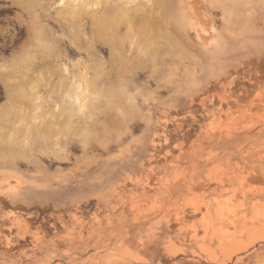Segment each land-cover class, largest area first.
<instances>
[{"label":"rangeland","instance_id":"1","mask_svg":"<svg viewBox=\"0 0 264 264\" xmlns=\"http://www.w3.org/2000/svg\"><path fill=\"white\" fill-rule=\"evenodd\" d=\"M152 7L149 17L134 14L136 28L139 20L158 25L151 20L128 61H111L96 44L98 99L112 105L110 118L89 108L73 117L69 135L61 117L52 135L34 136V151L18 153L4 151L26 137L8 131L17 120L3 108L8 93L33 80L35 95L48 74L36 69L29 81L25 54L13 62L26 43V17L0 0V18L11 15L0 19V39L11 43L0 55V157L19 166L0 168V264H264V0ZM43 43L34 45L38 57ZM52 64L60 74L61 62ZM28 99L22 103H35ZM55 129L58 152H41Z\"/></svg>","mask_w":264,"mask_h":264},{"label":"bare ground","instance_id":"2","mask_svg":"<svg viewBox=\"0 0 264 264\" xmlns=\"http://www.w3.org/2000/svg\"><path fill=\"white\" fill-rule=\"evenodd\" d=\"M2 1L4 2V0ZM8 2H10L14 7H19L26 17L24 24L26 27L25 44H27L28 49L21 52H15V54L12 55L14 63L16 65H21L20 60L22 55L25 54L24 64L30 75L29 81L32 80L31 78L33 71L36 69L44 71L48 75L45 77L47 85H44L40 92L37 90L35 95H33L34 93H30L37 86L33 84V80L30 82V86L28 88L23 87L17 89L16 91L14 89L12 91L13 93L8 94V105H5L6 107L3 108L10 109L11 113L9 117L12 116L17 119L9 123L11 124V127H9L8 131L10 134L17 136H22V134L25 133L26 137H24L25 139L19 138L21 139L20 141L15 140L11 144L9 143L10 145L8 147L4 146V151L14 148L18 153H21L22 146L34 151V136L38 134L39 131L44 129L47 130L48 136L52 135V128H55L56 125L61 124V117L69 121L66 129H68V133L70 135L73 131V117L84 116L87 114L89 108L95 111L94 112L90 109L91 112H93L91 114L92 116L96 112H100L104 115H108L107 117L110 118L112 105L110 102H104L98 99V97L101 96L100 94H102L101 92H103L99 86L98 80L104 75V70L101 64L95 62L94 53L96 52H94V50L96 44L105 46L111 61L116 60L120 63L128 61L131 56L135 55V53L139 51L138 46L140 45V42L147 41V29L152 28L150 24L156 21L155 25H158L156 18H154V21L153 19H147L149 22L139 20L140 26L136 28V18L134 14L139 10H142L144 13L143 16L149 17L150 15H154V10L152 7L153 0H141L139 5L135 8L132 7L133 5L131 6V3L127 2L126 0H8ZM144 8H147L148 10H144ZM47 11L52 12L53 15H50ZM46 12L52 17V26L48 23V18L50 16L48 15V17ZM164 15L165 17L167 16L166 13L163 14V17ZM16 19L18 22H20V19H22L21 15H17ZM64 32L65 34H63ZM194 32L197 39H201V37L204 36L199 35L201 33L198 29H196ZM61 39H63L64 44L60 43ZM36 41L44 42L42 44L43 54L39 57L36 54V49H34ZM147 48L148 44L147 47H145V50ZM80 52L84 54L85 58L81 60L73 59V53ZM53 60H58V62H61L60 74H57L56 71H53L56 67V65L54 66L52 64ZM104 64L107 65L106 62ZM152 67H154V64ZM27 97L31 99L30 102L35 101V103L23 104V99H28ZM136 101L134 102L136 103ZM38 113L39 115L44 114V116L52 118V121L40 123L39 116L37 115ZM98 114L99 113L95 114L94 116L98 117ZM28 119L32 121L30 123H26ZM2 129V134L4 135V126H2ZM56 129L54 130L57 133L56 140L53 139L54 141L50 142L49 139L51 137H48V143L45 140L42 142L40 141L41 152L48 153L49 149H52L54 152H58L57 141L59 140L58 137H60L62 133L60 130V132L56 131ZM14 138L17 139V137ZM20 143L22 144L21 146ZM79 147L80 146H78L76 150L81 148ZM94 150L96 149L94 148ZM37 157L38 156H36L35 159H37ZM17 167L19 166H16V164L9 160L6 155L0 157V168L15 170ZM17 227L20 228L18 225Z\"/></svg>","mask_w":264,"mask_h":264},{"label":"flooded vegetation","instance_id":"3","mask_svg":"<svg viewBox=\"0 0 264 264\" xmlns=\"http://www.w3.org/2000/svg\"><path fill=\"white\" fill-rule=\"evenodd\" d=\"M3 17L0 19H5L7 17H10V14L4 13L2 14ZM10 39H0V55L4 54V52L10 53L9 47L11 46V43L9 42ZM20 44V42H19ZM17 44V46L19 45ZM4 97V90H3V85L0 82V99ZM4 101H0V104H2Z\"/></svg>","mask_w":264,"mask_h":264},{"label":"crops","instance_id":"4","mask_svg":"<svg viewBox=\"0 0 264 264\" xmlns=\"http://www.w3.org/2000/svg\"><path fill=\"white\" fill-rule=\"evenodd\" d=\"M25 47H26V46H25V44H24V45H23V49H21V51H23V50L25 51V50H26ZM21 51H20V52H21ZM17 52H19V51H17ZM12 60H13V58H12ZM13 62H14V61H13ZM14 89H15V88H13L12 90H14ZM9 92H12V91H9ZM8 94H9V93H8Z\"/></svg>","mask_w":264,"mask_h":264}]
</instances>
